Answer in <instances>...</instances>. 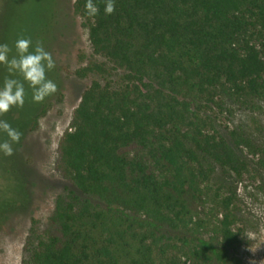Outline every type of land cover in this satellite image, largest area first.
<instances>
[{
	"label": "trees",
	"instance_id": "16d2710c",
	"mask_svg": "<svg viewBox=\"0 0 264 264\" xmlns=\"http://www.w3.org/2000/svg\"><path fill=\"white\" fill-rule=\"evenodd\" d=\"M85 2L60 0L55 27L18 22L0 36L9 59L28 39L55 62L46 78L57 90L40 103L0 65V85L23 84L34 126L63 90L56 46L71 11L105 60L74 72L104 82L85 88L58 142L56 170L70 188L22 264H244L236 193L224 180L255 174L247 155L264 164V131L252 118L248 132L223 136L211 106L264 102V0H114L110 15L93 0L95 17ZM108 65L116 81H105Z\"/></svg>",
	"mask_w": 264,
	"mask_h": 264
},
{
	"label": "rangeland",
	"instance_id": "374dc122",
	"mask_svg": "<svg viewBox=\"0 0 264 264\" xmlns=\"http://www.w3.org/2000/svg\"><path fill=\"white\" fill-rule=\"evenodd\" d=\"M60 7V0H0V36L7 35L9 27L18 22L55 27L62 22ZM69 24L70 34L57 40L56 46L63 81L60 98L35 126L32 121L36 111L26 105L13 107L0 117L21 133L12 155L0 154V264L23 263L32 234L42 235L49 229L48 218L56 198L70 188L56 170L58 142L68 129L85 88L91 81L100 80L94 75L79 78L74 72L90 62L105 60L93 55L87 29L72 11ZM110 67L105 81H116L121 72ZM211 108L214 128L223 136L234 131L248 132L252 118L264 131V102L250 105L225 100ZM0 139L6 137L0 135ZM247 157L253 162L255 174L241 179L225 176L224 181L236 193L238 226L243 232L238 256L244 264H264V164L257 157ZM218 174L223 176L220 171Z\"/></svg>",
	"mask_w": 264,
	"mask_h": 264
},
{
	"label": "clouds",
	"instance_id": "9594fccd",
	"mask_svg": "<svg viewBox=\"0 0 264 264\" xmlns=\"http://www.w3.org/2000/svg\"><path fill=\"white\" fill-rule=\"evenodd\" d=\"M85 14L95 17L98 8L93 0H86L84 4ZM104 14L110 15L114 11V0H105ZM31 41L28 39H17L14 44L15 57L9 59V47L7 44H0V65L6 66L9 74L18 73L24 83L32 89L31 101L40 103L46 97L54 94L57 85L46 78V72L55 67V62L50 52L43 47L37 46L29 51ZM25 103V89L23 84L15 79H5L0 85V117L13 107L21 108ZM0 135L6 139H0V154L11 156L13 145L21 138V133L11 124L0 118Z\"/></svg>",
	"mask_w": 264,
	"mask_h": 264
}]
</instances>
